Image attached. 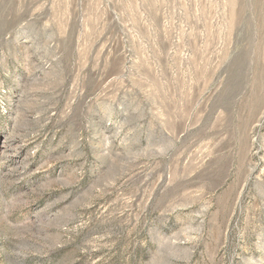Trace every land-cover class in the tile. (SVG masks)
Masks as SVG:
<instances>
[{
    "label": "rangeland",
    "instance_id": "obj_1",
    "mask_svg": "<svg viewBox=\"0 0 264 264\" xmlns=\"http://www.w3.org/2000/svg\"><path fill=\"white\" fill-rule=\"evenodd\" d=\"M0 264H264V0H0Z\"/></svg>",
    "mask_w": 264,
    "mask_h": 264
}]
</instances>
